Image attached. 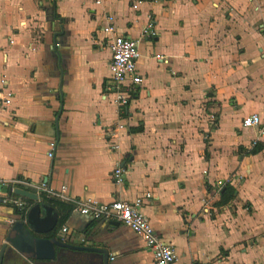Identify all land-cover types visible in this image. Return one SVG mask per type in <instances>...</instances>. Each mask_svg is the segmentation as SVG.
Masks as SVG:
<instances>
[{"label":"crops","instance_id":"obj_1","mask_svg":"<svg viewBox=\"0 0 264 264\" xmlns=\"http://www.w3.org/2000/svg\"><path fill=\"white\" fill-rule=\"evenodd\" d=\"M136 1L55 0L54 19L52 0H0V80L12 94L0 109V180H46L99 202L149 193L142 212L173 246L174 264H264V0H145L132 9ZM107 13L132 37L149 16L158 31L139 44L142 82L122 117L118 152L101 130L117 118L103 93ZM253 113L260 123L243 127ZM117 163L122 185L110 178ZM218 181L235 189L226 205H217ZM20 219L0 205V250ZM61 229L59 237L99 249L107 264H154L127 226L70 211ZM36 263L4 250L2 264Z\"/></svg>","mask_w":264,"mask_h":264},{"label":"built area","instance_id":"obj_2","mask_svg":"<svg viewBox=\"0 0 264 264\" xmlns=\"http://www.w3.org/2000/svg\"><path fill=\"white\" fill-rule=\"evenodd\" d=\"M145 0H137L131 4L132 9H138V5ZM158 1V0H152ZM105 24L102 25L101 31L108 34L107 46L110 49L111 57L108 64L109 74L103 82V93L110 97L111 103L116 108L117 118L108 123H100L103 138L106 147L111 152H118L120 149V135L126 127L122 122V117L126 112L129 102L137 94V86L142 82V77L138 73L137 62L140 57L139 44L141 40L151 41L158 35L155 22L152 16L148 17L140 31L139 37H132L128 33L118 32L115 25V17L107 13L104 16ZM9 43H13L8 39ZM2 48L0 47V52ZM160 58V57H158ZM0 109L10 104L12 94L3 93L6 86V80H0ZM5 94V95H4ZM213 119V117H212ZM260 123L259 115L253 113L242 119L243 127H252ZM207 138V137H206ZM254 140L252 145H256ZM56 147V141L48 143L47 156L52 158ZM110 178L113 183L122 185L125 179V168L120 163L110 171ZM237 180V176L227 179L228 183ZM224 181H218L216 186L217 192L222 189ZM10 189V192H3L1 189ZM20 188L35 192L37 195L44 193L47 197L59 199L71 205V211L85 216L91 221H111L127 226L134 233L140 235L146 248L151 252L154 264H174L176 253L173 246L165 241L152 227L148 217L142 212V206L150 194L146 193L133 201L114 199L110 202H99L91 198H75L66 194V186L62 185L59 189L51 188L46 180L40 183H33L24 178H13L9 180H0V205L8 206L18 211L24 216V220L29 206L21 199V196L14 194V189ZM10 195H16L12 197ZM206 212L208 209L206 208ZM62 232L66 229L62 228Z\"/></svg>","mask_w":264,"mask_h":264},{"label":"water","instance_id":"obj_3","mask_svg":"<svg viewBox=\"0 0 264 264\" xmlns=\"http://www.w3.org/2000/svg\"><path fill=\"white\" fill-rule=\"evenodd\" d=\"M1 190L10 192V189L3 188ZM14 194L29 198L36 203L29 208L24 220L15 221L10 227L0 250V264H2L3 253L8 245L25 257H30L35 263L37 261H56L66 264L71 255L76 257L82 256V251H97L103 255V259L99 258L101 264H107L106 254H103L99 249L73 245L63 237H59L58 233L53 237H48L47 235L53 231L56 224L57 214L52 206L38 203V195L35 192L15 188ZM41 214L43 215L41 216ZM110 224L118 225L114 221H111Z\"/></svg>","mask_w":264,"mask_h":264},{"label":"trees","instance_id":"obj_4","mask_svg":"<svg viewBox=\"0 0 264 264\" xmlns=\"http://www.w3.org/2000/svg\"><path fill=\"white\" fill-rule=\"evenodd\" d=\"M52 8H53V18L54 19H59L60 17L57 15L56 13V3L55 0H52ZM142 128L141 127H137V128H131V131H140ZM256 152L255 149H252L251 151H249V154H254ZM235 193V189L229 185V184H225L223 186V191L220 193V199L217 205H226L228 203V201L232 198V196ZM12 197H16V195H10ZM41 196V201L42 203H48L51 206H53L56 210V214H57V220H56V224L53 228V231L51 233H49L47 236L48 237H53L59 229H61L66 217L68 216V214L71 211V205L69 203H66L64 201H61L59 199H55V198H51V197H47L44 193H40ZM21 199L26 203L27 206L31 207L32 205L35 204V202L29 198L26 197H21ZM15 212L18 213V211L14 210ZM24 216V213H21V217Z\"/></svg>","mask_w":264,"mask_h":264},{"label":"rangeland","instance_id":"obj_5","mask_svg":"<svg viewBox=\"0 0 264 264\" xmlns=\"http://www.w3.org/2000/svg\"><path fill=\"white\" fill-rule=\"evenodd\" d=\"M107 109L109 111L113 110L110 105H108ZM94 111H101L102 112L101 109H99V108L96 109V107H95ZM83 126L85 127V129L88 127L87 125L85 126V124ZM49 264H62V263H59V262L57 263L56 261H50ZM66 264H101V260L95 254H91V255L82 254V256H76V257L71 255L70 257H68Z\"/></svg>","mask_w":264,"mask_h":264}]
</instances>
